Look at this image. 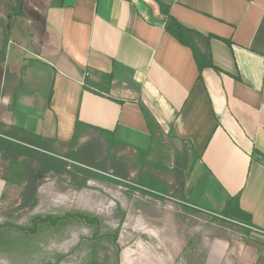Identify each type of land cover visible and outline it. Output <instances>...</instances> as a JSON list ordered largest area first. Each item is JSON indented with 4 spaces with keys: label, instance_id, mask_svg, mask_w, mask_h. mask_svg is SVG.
I'll list each match as a JSON object with an SVG mask.
<instances>
[{
    "label": "crops",
    "instance_id": "1",
    "mask_svg": "<svg viewBox=\"0 0 264 264\" xmlns=\"http://www.w3.org/2000/svg\"><path fill=\"white\" fill-rule=\"evenodd\" d=\"M34 1L45 26L36 49L7 52L0 136L21 145L15 130L40 136L66 160L78 145L146 151L165 134L193 162L187 207L219 216L238 197L234 210L264 232V165L252 156L264 155V0ZM168 15L212 37L219 71L200 75L191 50L166 32ZM87 70L113 75L109 98L84 89ZM3 178L0 202L14 192ZM206 253L205 264H264V249L240 238L218 239Z\"/></svg>",
    "mask_w": 264,
    "mask_h": 264
},
{
    "label": "rangeland",
    "instance_id": "2",
    "mask_svg": "<svg viewBox=\"0 0 264 264\" xmlns=\"http://www.w3.org/2000/svg\"><path fill=\"white\" fill-rule=\"evenodd\" d=\"M34 2L0 0V51L6 49V55L17 47L26 53L36 49L45 21ZM31 64V59H25V66ZM4 78L7 69L2 63L0 98L6 93ZM45 101L36 104L41 106ZM29 120L31 128L41 126L37 114ZM15 133L12 135L30 148L53 156L63 154L62 149L40 136ZM155 143L146 150L148 154L139 152L143 149L120 145H97V150L93 145L76 146L67 156L77 162L64 160L106 177L90 178L83 187L82 177L74 180L67 173L46 172L36 162L35 172L26 177L34 182L26 199L31 204L36 200V204L32 208L23 206L26 187H14L13 194L0 202V225H27L35 215L88 212L104 218L113 229L121 228L120 262L130 256L129 264H200L207 248L218 239L264 241V236L249 239L239 228L186 209L181 199L187 194L186 178L193 165L188 149L161 133ZM7 166L0 158V176H4ZM148 174L166 184L169 192L162 199L143 192L150 190L141 183ZM33 188L34 194L30 191ZM92 237V229L79 226L49 232L28 247L0 251V264H83L90 255ZM102 245L99 256L105 260L103 264H112L113 248Z\"/></svg>",
    "mask_w": 264,
    "mask_h": 264
},
{
    "label": "trees",
    "instance_id": "3",
    "mask_svg": "<svg viewBox=\"0 0 264 264\" xmlns=\"http://www.w3.org/2000/svg\"><path fill=\"white\" fill-rule=\"evenodd\" d=\"M166 11V8L163 7ZM165 30L171 35L177 42L187 47L191 50L193 57L198 66L200 75L207 70L212 69L214 71H219V69L214 65L212 50H211V36H204L198 31L189 29L178 22L176 19L168 15L165 22ZM6 49L0 51V64L5 62L6 59ZM92 76L98 77V81L92 78ZM113 82L112 74H105L99 72H92L87 70L84 79V89L90 91L99 96L108 97L110 95L111 86ZM109 98V97H108ZM142 113L147 121L151 134L154 137L153 123L154 118L149 113V111L141 105ZM114 147L115 145H110ZM139 152L148 154L145 150H139ZM253 158L264 165V155L257 150L253 151ZM0 158L3 163H7V169L4 174V181L8 185L14 187H26L22 198L24 199L23 206L34 207L36 200L33 204L27 201L26 194L30 187H33V180L27 179L29 174L35 172V163L44 167L46 172L55 174L67 173L73 176L74 180L79 176L83 178V185L90 178L106 179V177L98 176L88 171L86 168H81L75 164H69L64 159L53 156L41 151H37L26 145H21L17 142L11 141L0 136ZM70 159L71 158H66ZM74 170V171H72ZM75 172L76 174H74ZM146 181L141 183L149 191H143L145 194L162 199L168 192L166 190V184L148 174ZM120 185L126 186L124 183L116 182ZM80 186H78L80 188ZM24 187V188H25ZM31 193H35V188L30 190ZM32 198V197H31ZM238 201V197L231 199L227 204L226 210L219 216L209 215L213 220H221L226 224H230L233 227L243 230L246 237L252 238L253 235L264 236V232L256 229L251 221V218L239 210L238 204L233 208L235 202ZM186 209L194 211L189 207L185 206ZM197 212V211H196ZM79 226L87 227L93 230V239H91V252L89 257L83 264H103L105 260L101 259L99 256V248L102 244H107L108 247L113 248L114 260L112 264H121V247L119 245V238L121 233V228L113 229L106 224L104 218L96 216L94 214L83 212V211H69L61 215H35L33 216L27 225H16L13 223H6L0 225V251L11 250L18 247H28V245L34 241L39 240L41 237L47 235L49 232H60L70 227ZM250 241V240H249ZM259 247L264 249V241H259L257 243L253 242ZM104 247V246H103ZM207 253H204L203 259L200 264H205ZM108 258L106 257V260Z\"/></svg>",
    "mask_w": 264,
    "mask_h": 264
}]
</instances>
